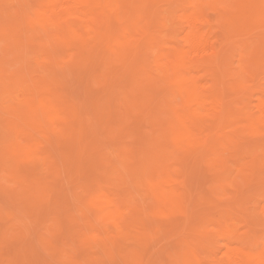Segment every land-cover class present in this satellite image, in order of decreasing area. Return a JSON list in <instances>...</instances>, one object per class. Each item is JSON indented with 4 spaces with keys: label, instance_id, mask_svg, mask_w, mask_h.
<instances>
[{
    "label": "bare ground",
    "instance_id": "obj_1",
    "mask_svg": "<svg viewBox=\"0 0 264 264\" xmlns=\"http://www.w3.org/2000/svg\"><path fill=\"white\" fill-rule=\"evenodd\" d=\"M10 1L15 5L13 0H0V39L6 41L4 48L12 52L20 49L19 54L26 56L27 49L35 50V40L42 32L47 41L41 47L47 52L48 48L55 51L51 53L52 49L49 50L45 61L42 59L45 63L40 66L42 73L38 69L30 71L28 75L34 74L31 80L25 71L29 59L17 67L16 77L13 79L11 76L10 82L0 77V110L3 111H0V236L9 238L11 235L10 240L15 235L24 238L19 229H33L30 237L23 239L22 245L18 244L21 251H15V255L13 253L15 259L19 254L25 259L24 264H37V261H41V264L46 256L48 258L44 259V263L67 257L75 264H157V261L165 260L167 264H264V243L260 241L262 237L258 236L260 231L251 227L257 225L254 221H262L261 217H257L259 220L254 217L256 214L261 216L257 213L259 208L257 211L244 208L245 211L251 210V214L242 212L245 213L242 214L243 219L253 222H247L245 232H240L238 225L235 226L237 230H233L234 227L227 226L230 222L224 224L225 221L218 219L219 229L213 233L215 230L209 231V227H203L197 220L203 202L199 199L198 187L203 190L202 186L195 187L196 191L191 188L192 185L189 186V178L194 180L196 177L190 172L197 168L198 163H205L208 169L215 170L214 177H211L220 185L213 186L218 194L216 191L223 187L224 182L232 181L230 152L234 151L233 155L238 159L247 150H244V146L249 144L250 150L243 155L248 160L243 161L242 157L244 164L237 161L241 164L238 174L242 173L241 177H244L238 179H241L240 184L245 182L247 187L252 185L249 184L251 177H255L259 180L257 183L264 187V149L261 148L264 136H259L263 140L261 143L258 141L260 145L253 140L258 148L261 146L254 148L257 151L254 152V149L251 150L252 140L243 146L246 141L243 143L241 134L248 131L245 128L229 129L233 131L230 134L223 132L224 125L236 123L241 117L252 125L260 124L264 129V96L261 95L256 104L260 114L257 111V114L250 113V109L248 112L246 104L242 108H235L234 102L229 103L228 87L222 74L224 71L221 72L220 68L222 61L221 58L219 60V53L222 47L213 41L217 27L213 31L211 23L214 21H210L206 9L220 0H35V3L29 0L27 2L33 4L30 7L24 0L27 8L21 5L24 2L15 0L22 9L16 7L19 11L12 16L6 7V2L9 4ZM244 1H254L256 4L252 5L255 10H261L263 0ZM245 3L243 8H253ZM31 6L33 10L27 12ZM225 10H228L227 5ZM173 16L174 20L178 18L174 23H177L178 30L180 28V35L175 34L178 30L175 31L172 23ZM234 20L230 23L234 24ZM164 29L169 32L166 37L162 35ZM223 34L221 42V38L217 39L221 45L227 42V34ZM48 42L52 47H48ZM43 48L41 50L45 52ZM38 52L36 49V54ZM2 65L0 69L4 68ZM71 74L79 81L78 86L72 78L76 89L73 82L74 88L71 86V89L78 90L81 86L83 99L82 95H77L84 102L65 94L68 87H65L64 81ZM97 77L101 91L92 90ZM160 86L166 89L165 94L159 92L163 95L155 92L154 88ZM64 87L65 93L62 92ZM232 88L233 85L230 90ZM16 89L21 90L19 97V93L14 92ZM154 93H158L159 101ZM170 95L173 98L179 96L180 103L173 104ZM155 97L157 103L153 99ZM122 104L125 105L121 107ZM85 106L88 110L91 108L90 111ZM133 116L138 117L132 129V126L129 128L128 124H124L132 123ZM145 122H149L148 126H152V129L147 126L144 129ZM253 129L249 130L253 132ZM255 130H258L257 127ZM133 134L135 138H129ZM73 156H77V159ZM235 164L231 167L237 170ZM198 169L197 172L200 171ZM209 170L206 169L207 172ZM5 171L7 174H4ZM235 180L238 185L239 181ZM239 186L241 190L243 185ZM251 187L248 191L252 190ZM263 187L253 190L260 193L261 189L262 194ZM229 188L225 187L226 190ZM207 190L213 191L210 188ZM254 191L245 197L252 196L253 202L260 201L261 198L257 199L260 196H256ZM194 192L198 198H194ZM203 194L209 196L206 199L210 200L209 194ZM203 194H200V198ZM226 194L220 195L225 199ZM140 195L144 198H140ZM237 197L240 198L241 193ZM241 202L244 206L247 204V201L246 204ZM242 204L239 205L240 210L243 209ZM232 205L228 204L230 210L235 209ZM248 214L251 217H247ZM152 219H155L154 223L157 221L155 227L152 226ZM241 221L238 222L243 228L245 221ZM166 225L169 229L164 227L163 230L162 226ZM49 227L53 229V240L57 235H68V239L63 242L58 240L61 243L54 240V254L43 252L40 257L37 242ZM93 227L94 231L91 230ZM169 232L177 235L176 241L174 245H166L168 248L160 246L162 249L159 248L161 251L156 258V253L151 252L152 243L159 233L170 236ZM214 234L224 235L222 238L228 240L225 250L221 251L222 255L216 249L220 241L215 245L214 254L213 246L207 245L211 244V240L212 243L216 240L212 238ZM4 241L7 245V241ZM241 242L244 246H241ZM3 243L0 249L4 247ZM218 254L221 258H217ZM35 255L40 260L32 263L31 257ZM21 256L17 258L20 261L15 260L16 264H22ZM0 264H4L1 254Z\"/></svg>",
    "mask_w": 264,
    "mask_h": 264
},
{
    "label": "rangeland",
    "instance_id": "obj_2",
    "mask_svg": "<svg viewBox=\"0 0 264 264\" xmlns=\"http://www.w3.org/2000/svg\"><path fill=\"white\" fill-rule=\"evenodd\" d=\"M9 1V0H8ZM26 1V3H27V5L29 6V5H31L32 3H35V0H34V2H32L33 0H31V2H30V4H29V2H27V1H29V0H25ZM25 1L23 0H21V3L22 2H24V3H22L21 5L23 6V4H24V6L26 7V3H25ZM11 2L12 1H10L9 2V4H7L8 2H6V7L10 10L9 12H10V16H12V15H14V14H16L19 10L17 9L18 7H19V9L21 8L22 9V7H20L21 5L20 4H18L19 2L18 1H15V0H13V3L14 2H16L17 4H18V6H16V3H15V5L13 4H11ZM217 2H219V3H214L213 5V7H209V8H206V9H208V17L210 18V21L211 22H213V23H211L212 25H213V31L216 29V27H217V31L215 32L214 31V33H215V38L213 37V41H216L215 42V44L217 45V46H219L221 49V51H220V53H219V60H220V58H221V60H220V62L222 63V64H220V68H222V70H221V72H223L222 74H223V76H224V81H225V85H226V87H228L227 88V91L226 92H228V94H227V98L229 99V101H231V102H229L228 100V102L229 103H233V105H235V108H242L243 106H245V104H246V106L248 105H250L249 106V108H248V106H247V111H248V109H250V113H255V114H257L258 112H259V110H258V108H257V105L256 104H258V102L260 101L259 100V98L261 97V95H263L264 96V0H263V3H262V7H261V10L259 9H257V10H255V8H254V5H252V3L253 4H256V3H254V1H251L252 3H249L250 1H244V0H220V1H217ZM221 2V3H220ZM242 2V3H241ZM245 2H247V3H249V4H251L252 6H253V8H250L249 7V9H247V8H243V4H246ZM257 2V1H256ZM240 4V6H239V4ZM231 6H230V5ZM235 4V5H234ZM10 7H9V6ZM33 5V4H32ZM226 5H227V8H228V10H225L226 9ZM13 6H15V7H13ZM224 7V8H222V7ZM233 6V7H232ZM234 6H236V7H234ZM13 7V8H12ZM17 7V8H16ZM24 7V8H25ZM30 7V6H29ZM231 7V8H230ZM242 7V8H241ZM14 8H16V9H14ZM27 8V7H26ZM24 9L25 11H27V9ZM211 8V9H210ZM239 8V9H238ZM8 9H6V10H8ZM13 9V10H12ZM29 9L31 10L32 9V6H31V8H28V11L27 12H30L29 11ZM221 9V10H220ZM235 9H237V10H235ZM243 9V10H242ZM24 10H22V12H25ZM33 10V9H32ZM234 10V11H233ZM244 10H247V11H244ZM253 10V11H252ZM21 11V10H20ZM212 11V12H211ZM219 11V12H218ZM15 12V13H14ZM207 12V11H206ZM229 12V13H228ZM31 13V12H30ZM207 14V13H206ZM223 14H224V16H223ZM230 14V15H229ZM234 14H235V16H234ZM32 15H33V12H32ZM222 16V17H221ZM227 16V17H226ZM230 16L232 17V18H230ZM241 17H242V19H241ZM263 17V18H262ZM218 18H219V20H218ZM224 18V19H223ZM226 18V19H225ZM233 18L235 19L234 20V24L231 22L230 23V21H232L233 20ZM256 18V19H255ZM178 18H176L175 17V20H177ZM216 19V20H215ZM230 19H232V20H230ZM175 20H174V16H173V18H172V23L174 24V28H175V31H177L178 30V28H177V23H174L175 22ZM230 20V21H229ZM237 20V21H236ZM225 21V22H224ZM236 21V22H235ZM245 21V22H244ZM171 22V21H170ZM227 22V23H226ZM221 23V24H220ZM244 23V24H243ZM171 24V23H170ZM222 24H224V25H222ZM246 24V25H245ZM226 25H228L227 26V28H226ZM171 26H172V24H171ZM219 26V27H218ZM248 26H249V28H248ZM231 27V28H230ZM243 27H245V29L243 28ZM246 27H247V29H246ZM261 27V28H260ZM221 28V29H220ZM223 28H226L225 30L223 29ZM229 28V29H228ZM243 28V29H242ZM258 28V29H257ZM219 29V30H218ZM165 31L164 32H162L163 34V36L164 37H166V35H168V30L167 29H164ZM167 30V31H166ZM179 30H180V28H179ZM179 30H178V32L176 33L175 32V34H181L180 32H179ZM239 30V31H238ZM257 30V31H256ZM226 31V32H225ZM246 31V32H245ZM230 34H229V33ZM239 32V33H238ZM167 33V34H166ZM222 33V34H221ZM223 33H225V36H226V34H227V39H226V43H222L223 45H221V40H222V38H223ZM231 33H233V34H231ZM248 33V34H247ZM253 33V34H252ZM43 33L41 32V35H42ZM250 34H252V35H250ZM41 35H39L40 36V38H39V36H38V38L35 40V43H36V46H35V50H32V51H28V49H27V51L25 52V53H23V54H25L26 56H21L19 53H20V49L18 50V49H14L13 50V52L11 51V50H6L5 48H4V45H6V41L4 40V39H0V40H3V41H0V65H2L1 64V62L3 63V69H0L1 70V73H0V77H2L3 76V78H5V80H7V83L8 82H10V80H11V78L13 77V79L16 77V73H17V71H18V69H17V67H21V65H22V63H24V62H27L26 60H30L28 63L29 64H27L26 63V68H25V71L27 72V76H28V78H29V76H30V80L31 79H33V76H34V74L31 76V75H28V74H31V72L30 71H32V69H33V72H34V70H36V69H38L37 71H39L40 70V66H42V65H44L45 63H44V59H46L47 58V56L49 55L48 54V52H49V50H51L52 48V45L48 42V47L51 45V49H49L48 48V52H47V50H45L44 48H43V46L41 47V45H43V44H45V41H47V40H45V36H41ZM250 35V36H249ZM259 35V36H258ZM224 36V37H225ZM238 36H240V37H238ZM252 36L254 37V38H252ZM181 37V36H180ZM179 37V38H180ZM230 37V38H229ZM233 37V38H232ZM238 37V38H237ZM258 37V38H257ZM263 37V38H262ZM44 38V39H43ZM221 38V39H220ZM238 40H237V39ZM240 38V39H239ZM217 39H220L219 41L217 40ZM230 39V40H229ZM261 39V40H260ZM224 40V39H223ZM233 40V41H232ZM250 40V42H248ZM39 41V42H38ZM41 41V42H40ZM238 41V42H237ZM2 42V43H1ZM231 42V43H230ZM39 43H42V44H39ZM228 43H229V45H228ZM236 43V44H235ZM254 43V44H253ZM255 43H257V44H255ZM40 45V47H39V49H38V46ZM230 44H232V45H230ZM251 44V45H250ZM225 45H227V46H225ZM2 46V47H1ZM233 46H235V47H233ZM2 48H3V50H2ZM44 49V51L45 52H43V50H41V49ZM32 49V48H31ZM36 49H37V52L39 51L40 52V50L42 51V53L41 54H39V52L36 54ZM233 49V50H232ZM4 50H5V52H4ZM53 50L54 49H52V51H51V53L53 52ZM247 50V51H246ZM7 51H9V52H7ZM17 52V53H15V52ZM19 51V52H18ZM251 51V52H250ZM27 52H29V53H27ZM35 52V53H34ZM47 52V54H45ZM55 52V51H54ZM53 52V53H54ZM226 52V53H225ZM227 52H229V53H227ZM255 54H254V53ZM13 53H15L14 55H13ZM22 53V52H21ZM31 53V54H30ZM43 53H44V55H43ZM222 53V54H221ZM231 53V54H230ZM232 53H233V56H232ZM17 54H19V56L17 55ZM27 54H28V57H27ZM33 54V55H32ZM60 54H61V52H60ZM38 55V58L36 57ZM62 55V54H61ZM153 54H151L150 56H152ZM238 55V56H237ZM5 56V57H4ZM9 56V57H8ZM15 56V57H14ZM64 56H66L65 55V53H64ZM154 57H155V55H153ZM223 56H224V58H223ZM12 57V58H11ZM34 57V58H33ZM10 58V59H9ZM22 59V60H20V59ZM23 58H25L24 60H23ZM153 57H151V59H152ZM233 58V59H232ZM5 59V60H4ZM40 59V60H39ZM44 61H43V60ZM68 58H66V60H67ZM225 59V61H223ZM41 62H39V61ZM237 60V61H236ZM13 61V62H12ZM20 61V62H19ZM37 61H38V63H37ZM153 61V60H152ZM34 65V66H32L31 65V63ZM34 62V63H33ZM237 64V65H236ZM261 64V65H260ZM224 65V67H222ZM97 66H100L98 63H97ZM97 66H96V68H97ZM9 67V68H8ZM15 67V68H14ZM253 67V68H252ZM100 67H98V69H99ZM224 68V69H223ZM7 69V70H6ZM250 69V70H249ZM230 70V71H229ZM251 70H252V72H251ZM36 71V72H37ZM259 71V72H258ZM2 72H4V73H2ZM28 72H30V73H28ZM256 72V75L254 74ZM6 73V74H5ZM39 73H42V71H39ZM38 73V77L40 76V74ZM224 73L226 74V76L224 75ZM227 73H228V76H227ZM35 74H37V73H35ZM244 74V75H243ZM159 75V74H158ZM237 75H239V76H237ZM246 75H248V76H246ZM12 76V77H11ZM15 76V77H14ZM37 76V75H36ZM35 76V77H36ZM261 76V77H260ZM9 77H10V79H9ZM32 77V78H31ZM38 77H36V78H38ZM159 77H161L160 75H159ZM241 77H243L242 79H241ZM27 78V79H28ZM69 78V79H68ZM77 82V84L76 85H78L79 86V81H77V79L71 74V75H69V76H67V78L65 79V80H67V81H64V84L66 83V86L65 85H63V86H65L68 90H69V92H68V90L66 91V88L64 87V88H62L63 89V93H65V91H66V95H68L69 97L71 96V98H73L72 96H75L74 97V99L75 100H79L80 102H84V100H82L83 98V92L81 91L82 90V88H80L79 87V89L78 90H73L72 91V89L74 88L73 87V85L72 84H74L75 83V81L73 82V79ZM234 78V79H233ZM257 78H258V80H257ZM35 79V78H34ZM98 79V77L97 78H95V83H93L92 84V86H94L93 88H92V90H95V91H101V87H99L100 85L99 84H97V83H99V80H97ZM241 79V80H240ZM260 79V80H259ZM9 80V81H8ZM68 80H70V81H68ZM72 80V81H71ZM245 80H250V81H245ZM253 80V81H252ZM227 81V82H226ZM240 81V82H239ZM69 82H70V84H69ZM245 82V83H244ZM67 83H68V85L70 86H68L67 85ZM162 83L164 84V82L162 81ZM161 83V84H162ZM244 83V84H243ZM255 83V84H254ZM257 83V84H256ZM160 84V83H159ZM261 84V85H260ZM75 85V84H74ZM76 85H75V89H76ZM97 85H98V87H97ZM231 85H233V88H232V90H230V87H231ZM238 85V86H237ZM71 86L73 87L72 89H71ZM97 87V88H96ZM239 89H238V88ZM247 87V88H246ZM250 87H252V88H250ZM96 88V89H95ZM236 88V89H235ZM244 90H243V89ZM246 88V89H245ZM155 89V92H160V91H162L163 93L166 91V89H164L163 87H157V88H154ZM230 91H229V90ZM234 89H235V92H234ZM241 90H243V91H241ZM248 90V91H247ZM233 91V92H232ZM14 92H16V93H21V90L20 89H16V91L14 90ZM161 92V93H162ZM242 92V93H241ZM16 93H15V95H16ZM17 94V96L18 95H21V94ZM69 93V94H68ZM77 93H79L80 95H82L81 96V100H80V98H79V94L77 95ZM158 93H154V95L158 98ZM161 93H159L160 95H161ZM163 93H162V95H163ZM165 94V93H164ZM173 94H175V93H173ZM172 94V95H173ZM159 95V97H163V96H160ZM172 95H170V100L172 101V103L173 104H179L180 102V100H179V96L178 97H176V98H173L174 97V95H173V97H172ZM230 95V96H229ZM241 95V96H240ZM256 95V96H255ZM239 96V97H238ZM248 96V97H247ZM19 97V96H18ZM21 97V96H20ZM153 98V99H155V101H156V103L160 100L159 98L157 99V98ZM245 98V99H244ZM250 98V99H249ZM158 101H157V100ZM179 100V101H178ZM254 100V101H253ZM237 101V102H236ZM257 102V103H256ZM238 103V104H237ZM86 104V103H85ZM84 104V105H85ZM125 105V104H124ZM123 104L121 105V107L122 106H124ZM155 105V102H154V100H153V102H152V106H154ZM243 105V106H242ZM0 106H2L1 104H0ZM86 107V106H85ZM251 107H253L254 108V110L255 111H253V108H251ZM1 108V107H0ZM86 109L88 110V107H86ZM85 109V110H86ZM91 109V108H90ZM90 109L88 110V111H90ZM120 109H122V108H120ZM124 107H123V109H122V111H124ZM252 109V110H251ZM1 111V110H0ZM256 111H257V113H256ZM1 112H3V111H1ZM0 112V113H1ZM246 112V109H245V111H244V113ZM249 112V111H248ZM137 113V112H136ZM244 113H242L243 115H244ZM133 115H134V113H132ZM258 114H260V113H258ZM136 115V114H135ZM142 114H140L139 116H141ZM138 117V116H137ZM137 117L136 118H134V116L132 117V121H130V122H132V123H130L129 124V122H127V123H125L124 125H127V126H129V128H130V126H132V129H133V127H134V120L135 119H137ZM241 120V121H240ZM239 121V122H238ZM236 123H233V124H227V125H224L223 126V132L226 134H230V133H233V131H235L237 128H240L241 127V129H244L245 131L246 130H248L247 132H245V133H242V134H245V135H242L241 134V137L243 138V143L246 141V143H244L243 144V146L244 145H247V142H249L250 140H252L251 142V147H253V148H251V150L252 149H254V148H256L257 147V149H259L258 148V141L260 140V143H261V141L263 142V140L262 139H264V137L261 139V138H259V136L261 137V136H264V129L263 128H261L259 125H257V124H254L256 127H257V129L258 130H255L256 129V127H254V129L252 128V126H254V125H252V123L250 124L246 119H243V117H241L239 120H238ZM247 121V122H246ZM148 123V124H147ZM145 122V128L144 129H146V126H147V128L148 127H152V126H148V125H150L149 124V122ZM250 124V125H249ZM229 126V127H228ZM246 126V127H245ZM251 126V127H250ZM225 127H226V130H225ZM260 127V128H259ZM262 127H264V125L262 124ZM136 129V128H135ZM143 129V130H144ZM149 129V128H148ZM147 129V131H149ZM152 129V128H151ZM151 129H150V131H151ZM227 129H228V131H227ZM229 129L230 130H233V131H229ZM249 129H253L254 131L253 132H251V130H249ZM131 130V129H130ZM240 130V129H239ZM244 130H242V132H244ZM149 131V132H150ZM258 131V132H257ZM135 132V131H134ZM240 133L241 132H239V135H240ZM253 133V134H252ZM134 134H136V132L134 133ZM134 134L133 135H131V137H129V138H133L132 136H134ZM246 134H248V135H246ZM262 134V135H261ZM252 136V138H251V136ZM127 137V140H129V138ZM248 137H250V138H248ZM256 137H257V139H256ZM135 138V137H134ZM133 138V139H134ZM131 140V139H130ZM253 140L255 141L256 140V142L258 143H256V142H253ZM250 143V142H249ZM255 143V144H254ZM264 143V142H263ZM263 143L261 144L262 145V147L261 148H263L264 149V146H263ZM242 144V143H241ZM249 145V144H248ZM248 145H247V147H245L244 146V150L245 149H247V150H250V149H248ZM260 145V144H259ZM234 147H235V145H233ZM232 146V147H233ZM242 146V145H241ZM241 146H240V149H243V148H241ZM232 147L230 148V150L232 149ZM235 150V149H234ZM247 150H245L244 152L246 153V151ZM260 150H262V149H260ZM260 150H258L259 152H261ZM238 151H241V150H238ZM253 151V150H252ZM263 151V150H262ZM242 152V151H241ZM241 152H239V154L241 153ZM254 152H257L255 149H254ZM231 153V155H230V161H229V164L231 165V166H234L233 165V163L235 164V161H236V164H235V166L237 167V170H238V172H237V170H236V168L235 167H231L230 165V169H232V170H230L231 172H230V175H231V180L232 181H230V182H224V184H223V187H221V189H223L222 191H221V189H218L216 192H218V194L217 193H215V187H213L214 185L216 186L217 184V186H220L219 185V183L217 182H215V181H213L214 180V173H215V170L214 169H212V168H209L208 169V167L205 165V163L204 164H202L201 162L200 163H198L199 165V169H198V166H197V168H195V169H193L191 172H190V174L193 176V173H194V175L196 176H194L193 178H194V180H191L190 178H189V182H191V184H189V186L190 185H192L191 186V188H194V190L196 191V188L195 187H197V186H202V188H203V190L201 189L200 190V188L201 187H198L199 188V191H200V194L202 195L203 193H207V194H209L210 195V200L208 199H206V198H208L207 196H206V194L204 195L203 194V197H201L202 198V200H201V198H200V194H199V191H197L198 192V194H199V199H200V201L202 202V203H204V204H202L201 202V204H200V208H199V210H198V213H200L199 215H198V221L199 222H201V225L203 226V227H209V231L211 230H215L213 233H215L218 229H219V224L220 223H218L216 220H218V219H220L222 222H224L225 221V223L224 224H227V223H229V225L227 224V226H229L230 227V225H231V228L233 229V227H234V229L233 230H235V228L237 227V225H238V227L241 229H239L240 230V232H245L246 231V228H245V226L246 227H248L247 225V222H249V224H251V223H253V222H251L250 223V221H248L247 220V218H246V220H247V222L244 220L245 218L242 216V214L243 215H245V213H242V212H244L245 210H244V208L246 207V208H248V209H254V210H256V209H258V211H257V213L259 212L260 213V215L261 216H259V214H258V216H257V214L254 216V214H253V216L256 218V219H258L257 217H261V220L262 221H257L255 218V220L256 221H254V223L255 224H257V225H255V227H253V226H251V225H249V226H251L253 229H255V230H259L260 231V234H259V232H258V236H260V237H262L261 239H260V241L262 242L263 241V243H264V212H260V210L262 209V206H264V193H262L261 194V191H263V190H261L260 189V193L257 191H254L253 189L255 188V190H257L258 188H261V187H263V186H260L257 182L259 181V180H257L255 177H251V179L253 180V178H254V180L252 181L251 179V181H249V184L250 183H252V185H256L255 187L253 186V187H251L250 185L249 186H245L244 184H245V182L242 184H240V182H241V179L239 180L238 178H242L241 176H243L242 175V173L241 174H238V173H240L241 171H240V169H241V164L239 165V162H237V161H241V158L243 157V155H245V153H243V155L242 154H240L238 157V159L236 158V156H234L233 154H234V151H233V153H232V151L230 152ZM262 153H264V152H262ZM139 154L140 153H138V155H136V157L138 158L139 157ZM228 154V153H227ZM236 154V153H235ZM247 155V154H246ZM74 157V159L76 160L77 159V156H73ZM227 157H228V155H227ZM246 157V156H245ZM245 157H243L244 159H243V161H245V160H248V158H245ZM232 159H237V160H232ZM243 161H241L240 163H243L244 164V162ZM202 166V167H201ZM264 168V167H263ZM196 169H198V170H200V171H196ZM201 169H203L202 171H201ZM206 169L207 170H209L208 172L206 171ZM235 171V172H234ZM263 171H264V169H263ZM197 172V174L198 175H196L195 173ZM232 173V174H231ZM237 173V174H236ZM4 174H7V172L5 171L4 172ZM235 175V176H234ZM237 175L239 176V177H237ZM191 176V177H192ZM211 176H213V177H211ZM264 176V175H263ZM212 178V179H211ZM234 179H237L238 181H239V184L238 185H236V180L234 181ZM242 179H244V177L242 178ZM255 179L257 180V181H255ZM210 180V181H209ZM212 181V182H211ZM244 181V180H243ZM246 181V183L248 182L247 180H245ZM213 184L212 186H211V184ZM231 182L233 183V184H231ZM194 185H193V184ZM234 183H235V185L237 186H235L234 185ZM254 183V184H253ZM199 184V185H198ZM209 184H210V186H209ZM225 185V186H224ZM239 185H243L245 188L244 189H246V190H244L243 189V186L241 187V190H239ZM246 185H248V183L246 184ZM231 186V187H230ZM239 186V187H238ZM225 187H226V189L227 188H231V190H230V188L228 189V190H226L225 189ZM234 187L236 188V189H234ZM249 187H251L252 188V190L250 191V193H249V191H248V189H249ZM213 189V191L212 190H207V189ZM250 188V189H251ZM225 189V190H224ZM263 189H264V187H263ZM198 190V189H197ZM204 190H205V192H204ZM243 190H244V193H242L243 192ZM259 190V189H258ZM79 191V190H78ZM203 191V192H202ZM211 191V192H210ZM232 191V192H231ZM238 193H236V192ZM252 191H254V192H256V196H260V197H258L257 199H260L261 198V200H263L262 201V203L259 201V200H257L256 202H258V203H256L255 201L253 202V197L252 196H249V195H247V196H249L248 198L247 197H245V195L246 194H250L251 195V193H253ZM202 192V193H201ZM213 192V193H212ZM229 194H228V193ZM234 192L237 194H234ZM248 192V193H247ZM221 193H227L226 195H228L227 197H226V195H225V199H223L224 197H223V195H222V197H221V195L220 194ZM233 193V194H232ZM240 193H241V197H240ZM211 195H215V196H211ZM219 195H220V197H219ZM236 195V196H235ZM253 195V194H252ZM142 196V197H141ZM204 196H205V201H204ZM230 196H232V198H230V199H228ZM237 196H239L240 198H238ZM211 197H212V199H211ZM244 197H245V199H248V200H245L244 199ZM140 198H144V196L143 195H140ZM194 198H198L197 197V195H196V193L194 192ZM218 198V199H217ZM220 198V199H219ZM251 198V199H250ZM254 198H255V196H254ZM263 198V199H262ZM222 199V200H221ZM232 199H233V201L234 202H232ZM239 199V200H238ZM228 200V201H227ZM238 200V201H237ZM243 201V203L244 204H246V201H247V204L244 206L243 204H242V202L241 201ZM255 200V199H254ZM150 200H148V202H149ZM217 201H218V203H217ZM221 201V202H220ZM148 202H146V203H148ZM224 202V203H223ZM241 202V203H240ZM232 203H233V205H232ZM252 203H254V204H252ZM259 203H261V205L259 204ZM228 204L230 205H232V207L234 206L235 207V209L238 211V213L239 214H237V211L234 209V210H230L231 209V206H228ZM243 205V209L242 210H240L239 208V205ZM257 204H259L258 205V207H257ZM263 204V205H262ZM202 205V206H201ZM254 205V206H253ZM256 206V208H254ZM230 207V208H229ZM233 207V208H234ZM245 208V209H246ZM240 210V211H239ZM251 210H249L250 212H251ZM249 211H245V212H249ZM255 211V212H256ZM261 211H264V207H263V209L261 210ZM249 212V213H250ZM246 213V214H247ZM252 213H253V211H252ZM263 213V214H262ZM251 214V213H250ZM250 214H248L247 215V217L250 215ZM231 215H232V217H231ZM237 215H239V216H237ZM231 217V218H230ZM235 217V218H234ZM239 217V218H238ZM246 217V216H245ZM249 217H251V215L249 216ZM233 218V219H232ZM238 218V221H240L241 219H242V221L241 222H243V221H245L244 223H243V225H244V227L243 228H241L242 227V225H241V223L239 224V222L238 221H236V219ZM244 218V219H243ZM232 220V223L233 224H231V220ZM240 219V220H239ZM253 218H251L250 220H252ZM203 222H202V221ZM234 220V221H233ZM259 220V219H258ZM153 223H154V221H155V219H152L151 220ZM159 221V220H158ZM197 221V222H198ZM260 222H261V225H260ZM151 223V222H150ZM155 223H157V221L155 222ZM154 223V225H152L153 227H155L156 226V224ZM158 223H160V224H158L159 226L161 225V222L159 221ZM204 223V224H203ZM259 224V225H258ZM95 225H97V224H95ZM150 225V224H149ZM205 225V226H204ZM233 225V226H232ZM263 225V226H262ZM236 226V227H235ZM260 228H258V227ZM163 227V230H164V227H167V229H169V226H162ZM95 227H93L91 230L92 231H94L95 229H94ZM167 229H165V230H167ZM97 230H98V228H97ZM96 230V231H97ZM236 230H237V228H236ZM95 231V232H96ZM161 232H163V231H161ZM160 232V233H161ZM165 232V231H164ZM160 233H159V235H156L157 237L155 238V240L153 241V243H152V246H151V252H153V253H156V255H155V257L157 258L158 257V253H159V251H161L160 249H162V248H160V246L161 247H167L168 248V246H166V245H168V244H170V243H172L173 245H174V243H175V241H176V239H175V237L177 236V235H172L170 232V236H167V234H162V235H160ZM167 233V232H166ZM211 233V232H210ZM218 234V233H217ZM169 235V234H168ZM3 236V237H2ZM2 236H0V241H1V239H3L2 241H7V245L5 244V243H3L2 241H1V243H3L4 244V247H5V245H6V248H4V247H1V249H0V254H1V257H2V260L4 261V264H7V263H10V264H16L17 263V261L15 262V260H19V259H17L18 258V256L20 257L21 255H19L18 253V256H17V258L15 259V257L13 256V253H14V255H15V253L17 252V250L18 251H21V245L24 243V240H26L27 239V237L24 235V238H23V236L22 237H20L19 235H15L16 237V239L14 240H10L11 238V235H9V238H5L4 236L5 235H2ZM13 237H14V235H12ZM109 236V235H108ZM224 236V235H223ZM222 235H215L214 234V237L212 236V238H214V240L216 239L217 240V242H216V240L214 241V243H212L213 242V240H211L212 242H211V244H214V245H211V244H209L208 243V238L210 237H208L206 240H205V243L207 244V245H209L208 247H210V246H213V248L215 249V245H217V244H219V241H220V244L222 245H218V246H220V248H218V246H217V248L216 249H218V253L219 254H221V251L222 250H225V245H226V243L225 242H227L228 240H227V238H222L223 237ZM12 237V238H13ZM28 237H30V236H28ZM57 238H59V239H57ZM177 238V237H176ZM222 238V239H221ZM7 239V240H6ZM8 239L10 240V241H8ZM24 239V240H23ZM68 239V235H57L55 238H54V240L56 241H58V240H60L61 242H63V241H65V240H67ZM209 239H211V238H209ZM12 241H13V244L16 246V247H13L12 245H11V243H12ZM21 241V242H20ZM60 241H58L59 243H61ZM207 241V242H206ZM210 241V240H209ZM9 242V243H8ZM11 242V243H10ZM222 242H224V243H222ZM0 243V244H1ZM21 244V245H18V244ZM129 243V242H128ZM216 243V244H215ZM172 244H170V245H172ZM2 246V245H1ZM7 246L8 247H10V248H7ZM170 248H171V246H169ZM221 247H222V249H221ZM160 248V249H159ZM6 249H9V250H6ZM212 249V248H211ZM216 249L213 251V249H212V253L214 254V252L216 253ZM220 249V250H219ZM6 250V251H5ZM16 251V252H15ZM42 251H39V255L38 256H40V257H42ZM45 253V252H44ZM43 253V254H44ZM7 254H12L11 256H9V255H7ZM219 254H218V257L217 258H221V255L219 256ZM38 256H34L33 258L31 257V261H32V263L33 262H35V261H37V260H40V258H38ZM46 255H43V257H45ZM148 257H149V255H147ZM147 256H145L146 257V259H149V258H147ZM214 256H217V255H214ZM5 259H8L9 260V262H8V260H4V258ZM12 257V258H11ZM154 257V258H155ZM21 258L23 259V262H22V264H24L25 263V259L23 258V256H21ZM20 258V259H21ZM30 258V257H29ZM37 258V259H36ZM48 258V256H46V259ZM11 259H14V261L13 260H11ZM21 259V260H22ZM35 259V260H34ZM45 258H42V263L41 264H45L44 263V261L46 260H44ZM20 261V260H19ZM11 262H14V263H11ZM39 261H37L36 263L37 264H40V262L38 263ZM158 263L157 264H167V260H165V261H157ZM165 262V263H164ZM18 264H20V262H18ZM28 264V263H27Z\"/></svg>",
    "mask_w": 264,
    "mask_h": 264
},
{
    "label": "snow or ice",
    "instance_id": "obj_3",
    "mask_svg": "<svg viewBox=\"0 0 264 264\" xmlns=\"http://www.w3.org/2000/svg\"><path fill=\"white\" fill-rule=\"evenodd\" d=\"M32 228H23L21 227L19 229V232H22L26 237L30 236L31 232H32ZM52 232L53 229L51 227L48 228L47 233H42L40 235V238L37 242V247L40 251L45 252L49 255L54 254V243L55 241L53 240L52 237ZM241 246L243 245V242H241ZM45 264H75V262L71 259H68L67 257H65L62 260H52V261H47L45 262Z\"/></svg>",
    "mask_w": 264,
    "mask_h": 264
}]
</instances>
